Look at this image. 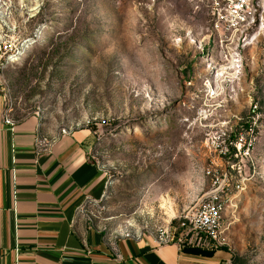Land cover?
Returning <instances> with one entry per match:
<instances>
[{"label": "rangeland", "instance_id": "1", "mask_svg": "<svg viewBox=\"0 0 264 264\" xmlns=\"http://www.w3.org/2000/svg\"><path fill=\"white\" fill-rule=\"evenodd\" d=\"M4 42L14 118L95 130L107 184L86 222L172 228L220 185L228 264H264V0L234 27L196 0H0Z\"/></svg>", "mask_w": 264, "mask_h": 264}, {"label": "crops", "instance_id": "2", "mask_svg": "<svg viewBox=\"0 0 264 264\" xmlns=\"http://www.w3.org/2000/svg\"><path fill=\"white\" fill-rule=\"evenodd\" d=\"M0 86V264H228L233 253L206 241L158 243L108 233L80 207L105 193L89 125L52 129L36 114L5 121Z\"/></svg>", "mask_w": 264, "mask_h": 264}, {"label": "built area", "instance_id": "3", "mask_svg": "<svg viewBox=\"0 0 264 264\" xmlns=\"http://www.w3.org/2000/svg\"><path fill=\"white\" fill-rule=\"evenodd\" d=\"M200 3L209 4L218 21H225L230 27L237 26L239 21L243 20L251 8L253 0H196ZM0 49L9 53V59L17 55L13 51L10 42H4ZM19 53V52H18ZM8 58H0V74L6 65ZM5 121L14 128L16 118L12 114L10 103L5 109ZM71 127H63V131H69ZM233 165V164H232ZM241 190L244 186L237 185ZM90 199V198H88ZM227 194L216 185L208 190L204 196L193 206L185 210L177 219V223L172 228H164L151 231L158 243L175 242L178 244L187 241H206L217 246H223L228 243V233L233 221L226 216ZM126 235L141 236L142 233L135 235L128 233Z\"/></svg>", "mask_w": 264, "mask_h": 264}, {"label": "trees", "instance_id": "4", "mask_svg": "<svg viewBox=\"0 0 264 264\" xmlns=\"http://www.w3.org/2000/svg\"><path fill=\"white\" fill-rule=\"evenodd\" d=\"M178 222V219H173V223H177Z\"/></svg>", "mask_w": 264, "mask_h": 264}, {"label": "bare ground", "instance_id": "5", "mask_svg": "<svg viewBox=\"0 0 264 264\" xmlns=\"http://www.w3.org/2000/svg\"><path fill=\"white\" fill-rule=\"evenodd\" d=\"M16 56H14L13 58H15Z\"/></svg>", "mask_w": 264, "mask_h": 264}]
</instances>
